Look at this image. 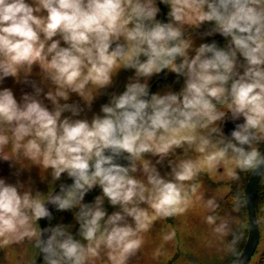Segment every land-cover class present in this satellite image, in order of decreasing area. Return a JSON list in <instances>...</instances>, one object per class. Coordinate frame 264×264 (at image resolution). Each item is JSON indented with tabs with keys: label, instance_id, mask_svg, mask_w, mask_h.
<instances>
[{
	"label": "clouds",
	"instance_id": "1",
	"mask_svg": "<svg viewBox=\"0 0 264 264\" xmlns=\"http://www.w3.org/2000/svg\"><path fill=\"white\" fill-rule=\"evenodd\" d=\"M205 28L225 45L196 46ZM162 74L179 90L152 92ZM262 146L264 0H0V162L16 177L0 178V264H138L157 222L160 261L178 240L166 222L195 209L239 258L228 189L205 199L204 179L264 175ZM33 169L47 192L20 179ZM53 211L75 223L52 226Z\"/></svg>",
	"mask_w": 264,
	"mask_h": 264
},
{
	"label": "rangeland",
	"instance_id": "2",
	"mask_svg": "<svg viewBox=\"0 0 264 264\" xmlns=\"http://www.w3.org/2000/svg\"><path fill=\"white\" fill-rule=\"evenodd\" d=\"M163 16V15H162ZM163 18V17H162ZM207 28L202 29L201 33H198L194 39L196 40V46H199L202 43H212L215 42L212 40L213 37L200 39V36L206 31ZM217 43V42H216ZM127 72H122L117 80L118 88L114 90H118L122 92V86L124 84ZM132 73H130V76ZM129 76V77H130ZM159 78V77H158ZM172 78L174 80L172 81ZM176 77L174 75H169V80L166 85L157 89V91L162 90L168 85H172L174 90H179L181 85H176L174 83ZM155 80V78H154ZM153 80V81H154ZM152 81V82H153ZM182 84V82H181ZM4 87L10 88L16 94L17 98L24 94L31 92V88L25 85H17L11 79L5 82ZM72 102H78L76 97H73ZM107 103V97H101L98 99L92 108L91 112H85L84 115L87 118L91 119V116L94 114L99 113L100 107ZM264 149V146L261 147V151ZM162 171H166L163 169ZM13 170L10 169V166L7 163L0 162V178H5L8 180L9 183H15L16 177L12 174ZM243 177V176H242ZM31 178L35 183L36 186L40 188L41 191L47 192V186L40 184L39 181V171L37 169H33L30 174L25 173L20 177L22 181H27ZM243 178L239 180V182L234 183H215L213 181L208 180L207 178L204 179V189H205V199H210L213 194L217 193L222 189H228L227 195L224 197L222 201H218L221 204V207L226 201H231L234 196H239V191L244 182L242 181ZM246 187V186H245ZM245 192V190H244ZM100 195L99 189L94 190L88 197H86V203H90L94 200L96 196ZM245 198V197H244ZM231 204V203H230ZM233 205L229 208H222L223 211L220 212V215L223 216L225 214L229 215L232 220V231L233 233L239 237L240 243L241 238L243 235L246 234V230L248 227V218L243 211L242 206L238 212L232 211ZM106 209L111 214L116 209H112L108 207L106 204ZM257 211L258 217L261 226V242L259 245L258 252L256 253L254 259L251 261L250 264H257L259 262L261 254L264 252V183L260 187L259 197L257 201ZM247 214V213H246ZM203 212L199 209H195L190 212L186 217H182L180 221L176 220H169L167 221V225H171L177 228L178 231V240L175 242V246L169 245L168 251L169 255L167 258L156 261L153 260V253L157 247H159L161 240L159 238V233L162 229L165 228V224L161 222H157L154 226V229L151 234L145 237L146 244L144 249L142 250V258L138 261V264H226L228 260L233 258V255H226L220 249L222 245L219 244L216 240L213 239L211 235L210 229L202 223ZM74 224L73 216L71 213H59L54 219V226L56 224ZM232 237L227 238V242H231ZM237 245V251H238ZM4 253H0V259H2ZM136 264V261L133 262Z\"/></svg>",
	"mask_w": 264,
	"mask_h": 264
},
{
	"label": "water",
	"instance_id": "3",
	"mask_svg": "<svg viewBox=\"0 0 264 264\" xmlns=\"http://www.w3.org/2000/svg\"><path fill=\"white\" fill-rule=\"evenodd\" d=\"M160 7L163 13V19H165L167 9H165L162 5H160ZM129 76L130 72H127L124 84L126 83ZM164 79V75L162 74L157 80V82L153 84L152 92H154L159 87V85L164 81ZM124 84L122 86V89H124ZM263 177L264 175L251 174L250 179L246 185L245 203L248 212L249 236L237 264H250L259 249V245L261 242V226L257 211V201ZM65 182L71 183V181L67 180H65ZM56 214L57 212L53 211L54 217L56 216ZM40 223L42 227L48 226L45 221H41Z\"/></svg>",
	"mask_w": 264,
	"mask_h": 264
},
{
	"label": "trees",
	"instance_id": "4",
	"mask_svg": "<svg viewBox=\"0 0 264 264\" xmlns=\"http://www.w3.org/2000/svg\"><path fill=\"white\" fill-rule=\"evenodd\" d=\"M162 15H163V13H162ZM162 15H161V17H159V19H163ZM168 80H169V76L167 77V79H164V81L159 85V88L163 87L164 85H166L168 83ZM173 80H174V78H172V81ZM250 176H251V174H241V178H243L242 181L244 182V185H243V187L240 190H238L239 191V196H237L243 201L242 208H243V211L245 212V215H247V218H248V212H247V207H246L245 198H244L245 197L244 190L246 189L245 186L247 185V183H248V181L250 179ZM263 183H264V177L262 179L261 186L263 185ZM235 197L236 196H234V198ZM231 205L232 204H230V201H226V203H224L221 208H225L226 209V208H229ZM58 215H59V213L56 215V217ZM56 217H55V220H56ZM53 226H54V224H53ZM248 227H249V225H248ZM248 236H249V228L246 230V234L243 235V237L241 238L240 243L238 245V252L240 253V256H241V253H242V251H243V249H244V247H245V245L247 243ZM240 256H239V258H240ZM239 258L234 256L232 259L230 258L226 264H237ZM257 264H264V252L261 254L259 262Z\"/></svg>",
	"mask_w": 264,
	"mask_h": 264
},
{
	"label": "flooded vegetation",
	"instance_id": "5",
	"mask_svg": "<svg viewBox=\"0 0 264 264\" xmlns=\"http://www.w3.org/2000/svg\"><path fill=\"white\" fill-rule=\"evenodd\" d=\"M212 40H214L215 42H217V44L219 45V46H221V47H223L224 45H225V41L223 40V38H221L220 36H215V37H213L212 38ZM159 78H155V80L152 82V86H153V84L155 83V82H157V80H158ZM159 88V87H158ZM157 88V89H158ZM157 89L154 91V92H156L157 91ZM233 130V125H231V124H228L227 125V127H226V133H230L231 131ZM262 152H264V149L262 150ZM58 214V213H57ZM56 214V215H57ZM56 217V216H55ZM53 224H54V220H53ZM53 226V225H52Z\"/></svg>",
	"mask_w": 264,
	"mask_h": 264
}]
</instances>
